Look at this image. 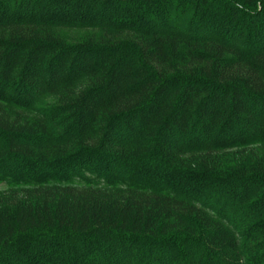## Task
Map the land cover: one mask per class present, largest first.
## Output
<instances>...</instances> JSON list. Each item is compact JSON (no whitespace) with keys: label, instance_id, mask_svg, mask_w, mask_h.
<instances>
[{"label":"trees","instance_id":"16d2710c","mask_svg":"<svg viewBox=\"0 0 264 264\" xmlns=\"http://www.w3.org/2000/svg\"><path fill=\"white\" fill-rule=\"evenodd\" d=\"M0 264H264V0H0Z\"/></svg>","mask_w":264,"mask_h":264}]
</instances>
